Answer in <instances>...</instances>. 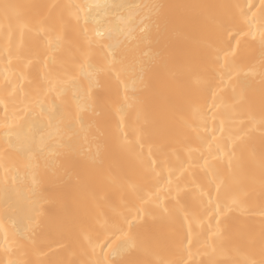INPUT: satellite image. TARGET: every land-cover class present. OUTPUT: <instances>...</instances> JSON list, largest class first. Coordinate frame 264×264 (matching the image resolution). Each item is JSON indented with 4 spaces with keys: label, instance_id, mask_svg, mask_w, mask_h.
Listing matches in <instances>:
<instances>
[{
    "label": "bare ground",
    "instance_id": "6f19581e",
    "mask_svg": "<svg viewBox=\"0 0 264 264\" xmlns=\"http://www.w3.org/2000/svg\"><path fill=\"white\" fill-rule=\"evenodd\" d=\"M77 4L88 6L90 36L104 32L118 52L129 29L165 6L151 43L141 40L124 60L127 101L99 47L84 53L91 72L77 74ZM37 20L53 41L46 56ZM262 34L264 0H0V124L10 126L0 127V264H95L106 256L112 264H264ZM210 36L220 57L214 67L205 56ZM237 41L240 54L226 63ZM41 57L53 77H77L59 97L41 79ZM143 66L151 70L142 82ZM121 104L131 105L122 113L126 140L114 111ZM221 149L231 167L228 157L215 158ZM241 189L250 194L243 208L214 236L216 203ZM141 203L155 219L145 218L133 249L121 230Z\"/></svg>",
    "mask_w": 264,
    "mask_h": 264
},
{
    "label": "snow or ice",
    "instance_id": "6c2138e0",
    "mask_svg": "<svg viewBox=\"0 0 264 264\" xmlns=\"http://www.w3.org/2000/svg\"><path fill=\"white\" fill-rule=\"evenodd\" d=\"M51 8L57 7L55 4L50 5ZM164 5H155L153 6V11H151L149 14L145 15L141 21L138 28L129 29L125 35V48L123 51L118 52L117 48L119 46H113L112 44H105V33L102 31L97 30L95 33V37L90 36L89 30H88V18H87V12H88V6L87 5H81L77 4L73 6V15L77 21V23H80L81 20H83V27L81 30V36H82V58L76 65V71L77 74L82 75L85 71L91 72V63L90 59L87 55L84 53L93 48V47H99L103 53H104V64H103V70L109 74L115 81H117L122 87H123V99L125 101L128 100L127 96V84L122 79V71H123V64L124 60L130 56L134 50L135 47L138 46V43L143 40L147 43H151V37L152 32L154 29L159 31L161 28V18L163 15V9ZM35 29L37 33L40 35L42 41H44L43 48L44 52L43 55H47V49L53 47V41L51 39H47L49 36L48 27L45 24L43 20H37L35 22ZM7 29H5V34L7 37ZM229 36H231V33H228ZM262 42H264V34L261 36ZM239 41L235 43V47L232 45L230 48H228L225 53V62H228V57H232V64H235L236 58L239 56ZM8 58L7 63H12V50L9 48L7 50ZM205 56L208 60L210 66L214 67V61L217 59H220L219 56L216 55V48L214 45V38L209 37L206 41L205 45ZM51 61L45 60L41 57L40 59V66H42V73L41 79L44 80L45 84H47V92L49 93H56L59 97L61 85L67 84L72 80H75L77 77L69 74H65V78L61 80L60 78L53 77L51 75V68L49 67ZM262 66H264V58L261 60ZM151 68L150 66H143L141 68V81L143 82L144 77L148 72H150ZM221 83H223V78L221 77ZM261 84L264 86V71L261 72ZM235 90V89H234ZM93 91V87L90 85L88 88V94L91 95ZM242 98V96H241ZM73 99H79L75 94H73ZM130 107L131 105H125L121 104L114 107V111L119 116V131L122 138L126 140L127 138V132L124 131L125 124H124V116L122 113H124L125 107ZM54 110V109H53ZM83 109H80L78 107L77 112L75 113L74 120L77 124L83 125V117L81 115V112ZM142 116L141 113L138 112V119H140ZM215 119V117H213ZM257 121H253V123H256ZM261 125H264V115L261 116L260 120L258 121ZM0 127H10L7 123L0 124ZM71 127V124L69 125ZM213 139L217 138V129L213 128ZM218 132L222 135L224 132L223 127V121H221V126L218 130ZM139 134H138V140H139ZM244 139V133L237 134L234 138H232L233 146L237 142H240ZM102 146L103 141L97 143L96 147V155L101 154L102 152ZM142 147V145H141ZM149 155H151V149H149ZM234 155V153L232 154ZM220 157H228L227 163L228 166L231 167L232 164V156L228 153H225L223 149L220 150L219 156L215 157L216 159H219ZM153 164H155V160L152 161ZM207 163V162H206ZM37 182H39V178H37ZM214 182L216 186V191L219 193L221 189L224 187V177L222 175L214 177ZM249 192L245 189H241L239 192L232 195L227 202L220 203L219 201L216 203L215 210H214V217H215V226L213 230V235H219L223 232L225 221L228 217V215L235 209H241L244 206L245 201L247 200L249 196ZM162 212L167 213L168 209L166 207H163ZM155 219L154 213L145 208L144 204L141 203L137 208L135 209V212L133 215L124 217V225L125 227L121 230V235L126 237L129 247L135 248L139 245L140 240L138 239V231L141 230L144 227L145 218ZM187 219V217H186ZM94 222L96 224H102L103 220L100 216L94 217ZM81 238L85 241L89 240L88 233L86 231L81 232ZM109 248H111V245H109ZM95 264H112V262L108 259L106 256L103 261H97Z\"/></svg>",
    "mask_w": 264,
    "mask_h": 264
}]
</instances>
